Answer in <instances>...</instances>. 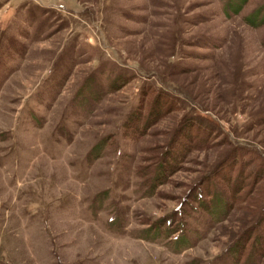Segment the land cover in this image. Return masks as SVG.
<instances>
[{"label": "rangeland", "instance_id": "rangeland-1", "mask_svg": "<svg viewBox=\"0 0 264 264\" xmlns=\"http://www.w3.org/2000/svg\"><path fill=\"white\" fill-rule=\"evenodd\" d=\"M230 1L0 0V264H264V0Z\"/></svg>", "mask_w": 264, "mask_h": 264}, {"label": "trees", "instance_id": "trees-1", "mask_svg": "<svg viewBox=\"0 0 264 264\" xmlns=\"http://www.w3.org/2000/svg\"><path fill=\"white\" fill-rule=\"evenodd\" d=\"M246 2H247V0H231L230 2H228L226 15H228L229 13H232L234 16L237 15L240 12V10L243 7V5L246 4ZM249 21L250 20H248V22H246V23H249L250 25L254 24V23L249 22ZM126 80H128V77L127 78L120 77V78L116 79V81L113 82V84L111 86L112 91H116V90L120 89L121 86L124 85V83H126ZM174 101H175V103L178 102L176 99ZM146 121H147V124H145L146 125L145 129L147 128V126H150V125L154 124L156 120L153 119V120L149 121V119H148ZM143 126H144V124H143ZM138 128L139 129L142 128L141 124L138 126ZM95 149H96V152H99L100 149H101V145L96 146ZM159 172H162L161 168L159 169ZM161 175H163V173ZM241 186L242 185H239L238 188L233 187V191L238 193L239 190L241 189ZM198 201H199V204L201 206H203V202L200 201L199 199H198ZM209 204H210V208H219L220 209V210H216V211L212 210V213L218 212V211H222L221 209H223V208H224L225 212L228 211V209H226V207H225L226 202H224V199L221 198V196L219 194H217V193L213 194V198H212V200H211V202ZM185 243L186 242H185V240H183L182 237H178L172 242L173 246L176 247V249L183 248L184 246L187 245V243H186V245H185ZM263 247H264V237L255 238V240H254V242L252 244V253H251V255L254 253V255L256 257H258V258L264 257V248ZM239 252H241V251H239Z\"/></svg>", "mask_w": 264, "mask_h": 264}]
</instances>
